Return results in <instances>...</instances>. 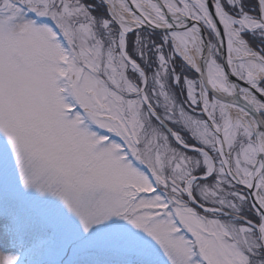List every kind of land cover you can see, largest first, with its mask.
<instances>
[{
    "label": "snow or ice",
    "instance_id": "1",
    "mask_svg": "<svg viewBox=\"0 0 264 264\" xmlns=\"http://www.w3.org/2000/svg\"><path fill=\"white\" fill-rule=\"evenodd\" d=\"M0 264H264V0H0Z\"/></svg>",
    "mask_w": 264,
    "mask_h": 264
}]
</instances>
